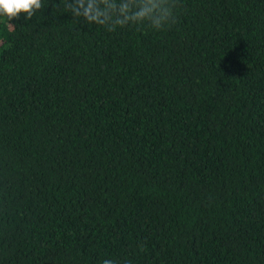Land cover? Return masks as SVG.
I'll return each instance as SVG.
<instances>
[{"label":"trees","instance_id":"obj_1","mask_svg":"<svg viewBox=\"0 0 264 264\" xmlns=\"http://www.w3.org/2000/svg\"><path fill=\"white\" fill-rule=\"evenodd\" d=\"M153 2L0 17V264H264V0Z\"/></svg>","mask_w":264,"mask_h":264},{"label":"clouds","instance_id":"obj_2","mask_svg":"<svg viewBox=\"0 0 264 264\" xmlns=\"http://www.w3.org/2000/svg\"><path fill=\"white\" fill-rule=\"evenodd\" d=\"M42 7V0H0V17L12 21L24 14L30 21ZM64 7L77 19L112 29L133 19L151 20L153 27L160 28L172 16V5L161 8L153 0H64Z\"/></svg>","mask_w":264,"mask_h":264}]
</instances>
